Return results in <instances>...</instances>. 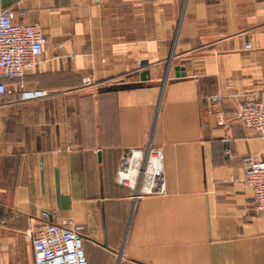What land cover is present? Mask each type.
<instances>
[{
  "label": "crops",
  "instance_id": "0c3cea01",
  "mask_svg": "<svg viewBox=\"0 0 264 264\" xmlns=\"http://www.w3.org/2000/svg\"><path fill=\"white\" fill-rule=\"evenodd\" d=\"M5 7L47 42L0 98V264H33L30 230L67 220L88 264H264V213L244 181L264 138L234 118L264 95V0ZM18 83L47 94L18 101ZM147 144L166 192L133 200L116 171Z\"/></svg>",
  "mask_w": 264,
  "mask_h": 264
},
{
  "label": "built area",
  "instance_id": "2783aa9c",
  "mask_svg": "<svg viewBox=\"0 0 264 264\" xmlns=\"http://www.w3.org/2000/svg\"><path fill=\"white\" fill-rule=\"evenodd\" d=\"M47 37L37 24L19 23L10 7L0 9V98L11 93L6 79L23 77L38 63ZM84 85H91L89 77ZM18 101L45 97L47 92L18 83L13 90ZM220 99V96H217ZM234 118L257 136L264 138V95L238 104ZM118 184L131 190V198L164 194L166 185L162 152L147 144L144 149L125 150L116 171ZM244 181L252 189L254 208L264 213V159H249ZM31 232L33 264H88L81 227L67 220L64 224L46 222Z\"/></svg>",
  "mask_w": 264,
  "mask_h": 264
},
{
  "label": "water",
  "instance_id": "95a60500",
  "mask_svg": "<svg viewBox=\"0 0 264 264\" xmlns=\"http://www.w3.org/2000/svg\"><path fill=\"white\" fill-rule=\"evenodd\" d=\"M145 63H146L145 61L142 62V64H145ZM174 70H175V76L176 77H180V76L185 75L184 69L181 66H175ZM146 75H148V72L145 70L144 72L141 73L142 79H144L146 77ZM126 264H137V263L130 262V263H126Z\"/></svg>",
  "mask_w": 264,
  "mask_h": 264
}]
</instances>
